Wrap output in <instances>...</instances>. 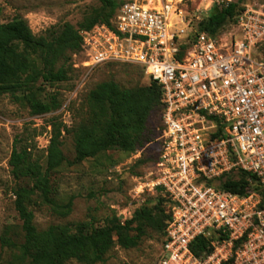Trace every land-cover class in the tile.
<instances>
[{
    "label": "built area",
    "instance_id": "built-area-1",
    "mask_svg": "<svg viewBox=\"0 0 264 264\" xmlns=\"http://www.w3.org/2000/svg\"><path fill=\"white\" fill-rule=\"evenodd\" d=\"M185 1L122 2L110 24L81 31L73 66L135 63L161 87L151 189L169 200L170 217L158 264H264L261 193L217 186L243 170L264 187V10L246 6L223 37L198 31Z\"/></svg>",
    "mask_w": 264,
    "mask_h": 264
},
{
    "label": "trees",
    "instance_id": "trees-1",
    "mask_svg": "<svg viewBox=\"0 0 264 264\" xmlns=\"http://www.w3.org/2000/svg\"><path fill=\"white\" fill-rule=\"evenodd\" d=\"M240 1L243 0L217 3L207 16L195 23V27L211 35L218 34L244 9ZM100 2L101 5L77 26L64 22L56 32L36 35L21 16L0 22V95H8L33 115L57 109L59 98L55 92L45 93L46 86L69 78L72 55L81 49V31L96 23L110 24L116 9L124 1ZM261 46L264 54V43ZM160 98L161 87L154 81L131 88L122 87L111 79L101 81L88 92L86 115L81 120L71 127L54 120L50 123L44 164L32 158L27 147L13 145L8 163L16 181L14 208L21 221L22 240L16 242L9 236L0 237V264L4 252L11 253V264H66L71 259L96 264L106 259L116 242L115 236L124 246H135L144 228L151 226L161 231L163 238L170 215L169 200L161 193L153 206L135 209L123 223L116 218L102 226L81 221L74 229L52 224L38 230L33 222V211L28 206L32 197L38 195L43 202L68 213L72 198L57 203L51 196L53 172L62 165L77 164L109 149L133 152L141 147L146 140L144 131L151 111L159 108L161 113ZM63 132L72 138L71 157L63 150ZM217 186L237 194L258 190L264 199V187L254 175L243 170L224 174ZM133 230L136 234L130 235ZM205 245V239L198 236L191 248L200 255Z\"/></svg>",
    "mask_w": 264,
    "mask_h": 264
},
{
    "label": "rangeland",
    "instance_id": "rangeland-1",
    "mask_svg": "<svg viewBox=\"0 0 264 264\" xmlns=\"http://www.w3.org/2000/svg\"><path fill=\"white\" fill-rule=\"evenodd\" d=\"M222 1L238 0H186L183 8L195 26ZM239 4L244 8L250 6L264 10V0H243ZM100 5V0H0V22L21 16L27 20L32 32L39 35L56 32L64 22L77 26ZM234 30L228 22L219 33L225 37ZM261 48L260 45L258 50ZM80 59L81 56L72 55L71 61ZM110 79L126 88L149 82L142 68L135 63H105L91 68L71 65L66 81L46 86L45 93L55 92L60 101V106L53 111L33 115L8 95H0V237L9 236L16 242L22 240L21 221L14 208L16 181L8 163L13 145L27 147L32 158L44 164L50 123L54 120L71 127L81 120L86 115L88 92L97 83ZM161 131L160 111L155 108L144 131L146 140L135 151L109 149L77 164L60 166L51 176V196L57 203H65L71 197V210L62 213L34 195L28 206L33 211L36 228L43 230L58 224L74 229L75 224L81 221L102 226L113 218L123 223L135 209L153 206L160 196L157 190L151 189V172ZM62 141L64 152L71 157V135L63 132ZM129 234H136V231ZM114 238L116 242L106 254V259L96 264H158L162 233L156 228L145 227L135 246L126 247L117 236ZM12 260L11 253L4 252L1 264H11ZM66 264L84 263L71 259Z\"/></svg>",
    "mask_w": 264,
    "mask_h": 264
}]
</instances>
